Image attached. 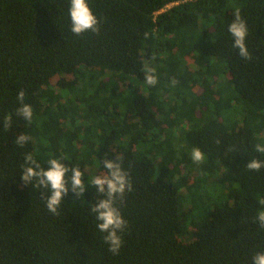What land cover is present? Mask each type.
<instances>
[{
	"label": "trees",
	"instance_id": "1",
	"mask_svg": "<svg viewBox=\"0 0 264 264\" xmlns=\"http://www.w3.org/2000/svg\"><path fill=\"white\" fill-rule=\"evenodd\" d=\"M89 6L100 31L77 36L69 0H0V264H252L264 252V168L246 167L264 161V0ZM236 8L251 60L228 31ZM21 90L31 122L16 115ZM28 153L81 170L83 196L50 213L45 190L20 179ZM117 157L132 191L116 205L127 227L113 255L91 178Z\"/></svg>",
	"mask_w": 264,
	"mask_h": 264
},
{
	"label": "clouds",
	"instance_id": "2",
	"mask_svg": "<svg viewBox=\"0 0 264 264\" xmlns=\"http://www.w3.org/2000/svg\"><path fill=\"white\" fill-rule=\"evenodd\" d=\"M68 16L70 19V31L74 35H81L85 32L99 33L100 20L93 13L89 6V0H69ZM234 19L228 26V31L233 37V47L238 49V54L246 60L253 57L248 51L245 40L248 29L245 20L241 16V10L236 8L233 12ZM147 36V34H145ZM155 68H145V82L149 86L157 84ZM175 84V81H172ZM24 92L21 90L17 95L20 106L16 109V115L21 116L26 121L31 122L33 118V109L30 105L24 103ZM12 122L11 114L4 118V127L7 128ZM31 137L19 135L16 139L18 146H23ZM255 151L264 153V145L257 144ZM191 159L194 163L200 164L205 160L203 152L194 147L191 151ZM122 157L114 160L104 159L103 168L106 173L96 175L91 178V185L95 186L96 193L104 198L98 199L90 210L95 214L97 228L104 233V241L108 244V250L113 255H118L122 247V233L127 227V221L123 218L120 209L116 206L118 201H122L126 192L132 191V184L128 172H126L121 163ZM22 172L20 179L24 185L31 184L34 188H43L41 199L47 210L53 215H58V209L63 201V197L69 192L74 194L75 198H81L86 191L85 182L82 179L83 173L78 168L69 169L58 159L51 158L47 161V167L34 158L33 154L28 153L24 157V164L21 166ZM246 167L250 171L258 172L264 168V161L252 159ZM71 172V176L68 173ZM70 183V187H69ZM264 204V199L260 201ZM259 226L264 228V211L258 213L256 217ZM252 264H264V252H257L252 258Z\"/></svg>",
	"mask_w": 264,
	"mask_h": 264
}]
</instances>
